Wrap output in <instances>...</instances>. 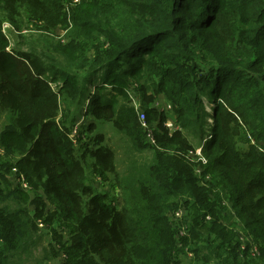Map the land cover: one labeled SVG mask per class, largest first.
I'll use <instances>...</instances> for the list:
<instances>
[{
	"label": "trees",
	"instance_id": "obj_1",
	"mask_svg": "<svg viewBox=\"0 0 264 264\" xmlns=\"http://www.w3.org/2000/svg\"><path fill=\"white\" fill-rule=\"evenodd\" d=\"M24 8L53 25H70L60 17V0H0L13 22ZM73 11L76 28L97 35L95 44L82 46L94 56L81 82L34 51H9L0 19V113L9 114L7 135L43 191L26 199L0 162V264L31 256L36 220L54 230L58 223L73 227L63 247L66 264H174L177 239L191 242L198 256L202 248L216 250L223 264H261L262 249L252 256V241L241 255L242 232L235 229L264 239V150L251 139L264 149L258 140L264 131L256 129L264 123V0H83ZM99 74L96 91L88 93L86 84ZM60 75L63 86L54 89L48 81ZM137 75L147 80L139 87L143 104L156 99L150 89L167 92L180 126L170 132L169 115L147 108L159 116L157 149L148 148L150 161L122 178L102 128L111 124L134 144L147 136L132 99L118 98L129 95L124 80ZM86 97L92 118L83 128L71 103L80 112ZM63 103L66 122L59 118ZM76 126L78 140L71 136ZM196 135L205 164L182 154L196 151ZM246 135L249 145L239 146ZM89 159L110 188H122L118 196L89 181ZM47 198L55 205L51 213ZM181 203L191 226L178 238L169 215Z\"/></svg>",
	"mask_w": 264,
	"mask_h": 264
},
{
	"label": "rangeland",
	"instance_id": "obj_2",
	"mask_svg": "<svg viewBox=\"0 0 264 264\" xmlns=\"http://www.w3.org/2000/svg\"><path fill=\"white\" fill-rule=\"evenodd\" d=\"M82 1L83 0H60V17H65V19L66 17L71 18V13L73 14L74 12L73 9H76L78 4H81ZM89 1L92 2L95 0ZM22 12L23 13L20 16L14 18L15 22H13V19H8V13L0 9V19L4 22H2V31H4L8 36V50L27 52L34 51L39 54L46 63L58 65L73 76L75 74L77 78L74 79V81H83V79L87 76L86 71L89 68L87 62L92 60L94 53L91 49L88 52H86V50L81 49L82 46L87 47L95 44L97 40V35L89 28H76L75 24L70 21V25L68 28L67 26L62 24L53 25L51 23H48L47 21L40 19L39 16L32 12L29 8H24ZM75 46L80 47L79 50L76 51ZM147 71L148 69H146L145 72L147 73ZM101 76L102 74H99L94 79V82L89 81L86 84V88L90 91L88 93H94L96 91V85L101 79ZM138 76L139 75H137L136 77L129 76L128 79L124 80L123 84L128 87L129 95L126 96L119 93L118 98H120L121 100L124 97L132 99L133 105H138L139 111H143L146 113V116L148 117V122L152 127H156V132V124H158L157 119L159 116L156 115L157 118H155V113L148 112L149 110H147V108H150L153 111L157 110L158 112H165L166 115H169V118H172L171 120L173 121L178 117L177 114H173V109L176 107V104L174 103V100L168 96L167 92H156L155 89H150L148 95H151L155 92L154 96L156 99L150 105L145 106L143 104V98L139 87L141 83H146L147 80L145 77H142L139 80L137 79ZM62 79H64V76L60 75L58 77V80L50 81L49 79L48 83H50L54 89H59L63 86V82H61ZM102 85L104 86V88L106 87L104 84ZM114 92L116 93V91ZM85 102L86 103L84 105V108L77 113H75L77 103H71V109L74 111L75 116L78 118V123L83 128L88 125L90 119L92 118L90 111H87V106L89 103L87 97L85 99ZM211 106L212 103H210L209 109ZM66 107L67 105L63 103L62 110L60 111L59 116L60 121L62 122H66L67 120ZM210 120L213 119L210 118ZM177 124L178 126H180V123L178 121ZM10 127L11 126L9 114L7 112L0 113V162L6 163L8 165L6 173L9 174L8 178L11 182L12 188L18 186V189L23 190V192L27 193L25 198L29 199V201L30 199L32 200L35 198H39V194L43 192L42 190H40V183L36 180L32 172H30V168H27L21 162V155L18 154L16 147H13L14 143L7 135V130ZM256 129L264 131V123H258ZM102 130L106 135V143L111 146L117 153L116 170H118V173L120 176H122V178L127 177L131 173L133 168L139 167L147 161H150L149 158L152 154L151 151L155 152V150L157 149H153L152 147H156L158 142L156 141V144H151L145 134L142 139L138 140L137 144H134L133 139L128 134L117 132L113 129L111 124L105 125ZM87 137H89L88 133ZM194 137H192V140L198 147L200 144L199 140L201 139V136L196 135ZM253 137L256 136L253 135ZM251 139L252 143L257 144L258 148L262 147V145H260L258 141H255L254 138ZM76 140H78V137L76 138ZM258 140H260L261 143H264V138ZM248 145L249 138L246 135L244 140L242 141V144L240 143L239 146L245 147ZM148 148L151 151H148ZM199 148L200 147H198V149ZM261 149L260 151H262ZM174 153H177L176 150H174ZM182 154L184 155L185 159H187L188 157L191 161H201V154H199L198 152L194 153L192 151L187 154L183 152ZM202 155L204 156L203 152ZM92 162L93 160L89 159L86 165L89 175L88 178L90 179L89 181H91L92 184L100 191L108 190L111 192L112 196H118L117 194L121 193L122 188H119L117 185H114L113 188H110V186L104 181L103 175L100 174L98 170L93 169ZM188 163L191 162L189 161ZM197 167L198 166H196L195 168L197 169ZM13 185L16 186L14 187ZM180 200L181 198H179L177 202H179ZM45 201L50 213L53 212V210L55 209V205L52 203V200L47 198ZM225 202L227 205H229V207L232 206V203H230L229 201L225 200ZM178 207H183L185 209L187 217L190 218L184 204L181 203V205ZM24 208L28 213H32L34 206L29 205L28 202L24 206ZM172 213H174V211L170 213L169 220L173 223V228H177L178 230L176 236L178 238L183 237L179 235L180 222L178 220L174 221L172 219ZM232 214L235 215V213ZM225 215H227L226 212ZM232 220L235 221L236 224L240 223V220ZM63 226L62 224L58 223V229L54 230L48 227V225L44 224L42 221L36 220V227L38 228V230L35 231L34 239L38 244L33 247L31 256H27L26 254H24V262H17V264H37V261H41L40 264H42V262L43 264H66L67 260L65 259V251L63 247L65 245H69V240L71 238L73 227L69 225V227L64 226L63 228ZM190 226L191 222L188 228V235L190 233ZM230 227L232 228V226ZM235 230L238 233L242 232V234H240V238L243 242L240 252L241 255L246 250L247 244L250 241H252L253 247L252 253L250 249L251 255L255 257L260 256L259 247H261L263 252L262 255H264V239L255 238V236L251 232H249V230L244 231V229L238 225ZM249 233H251V235ZM55 235H60L62 237L58 240V238H54ZM177 244L180 245L179 248H181V251L177 252L176 255L173 257L174 264H223L222 259L219 258L216 250L214 249L202 248L201 255L198 256L195 251H192L191 248L193 247V245H191V242H188V244H181V241L177 239ZM202 254L209 255L211 257V261L209 263H204ZM260 263L264 264V257L262 260H260Z\"/></svg>",
	"mask_w": 264,
	"mask_h": 264
},
{
	"label": "built area",
	"instance_id": "obj_3",
	"mask_svg": "<svg viewBox=\"0 0 264 264\" xmlns=\"http://www.w3.org/2000/svg\"><path fill=\"white\" fill-rule=\"evenodd\" d=\"M78 1V0H77ZM69 21H70V18H68ZM71 22V21H70ZM136 108L139 109V106L137 105H134ZM138 116H139V120H140V124L142 126V128L145 130V133L147 134V139L148 141L151 143V144H156V141H157V138L154 134L155 132V128L152 127L150 125V123L148 122V117L146 116V113L143 112V111H138ZM166 127L172 131L173 129H176L178 128V124H177V120H171L169 119L166 123H165ZM77 129H78V126H76L73 130H72V133H71V136L76 140L77 138ZM76 142V141H75ZM261 149V148H259ZM262 151L264 149H261ZM199 153L201 154V161L203 162V164L207 163V159L206 157H204L202 155V150H201V147L198 149H196V151L194 153ZM197 173L201 174L203 172V168H201L200 166L197 167ZM206 179H210V176H207ZM232 213H235L234 211H232ZM210 218L209 216H207V219ZM172 219L174 221L178 220L180 223V231H179V235L180 236H187L188 235V228H189V224H190V218L187 217L186 213H185V209L183 207H178L176 208V210L174 211V213H172ZM243 239V238H242ZM245 249V248H244ZM252 249L253 247L251 248V253H252ZM259 253V252H258ZM256 253V254H258ZM254 255V254H253Z\"/></svg>",
	"mask_w": 264,
	"mask_h": 264
}]
</instances>
